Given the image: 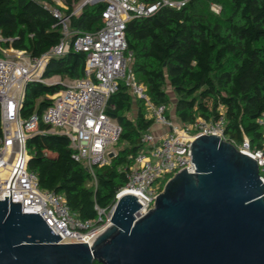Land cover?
<instances>
[{
    "label": "trees",
    "instance_id": "obj_1",
    "mask_svg": "<svg viewBox=\"0 0 264 264\" xmlns=\"http://www.w3.org/2000/svg\"><path fill=\"white\" fill-rule=\"evenodd\" d=\"M81 1L62 0L65 9H60L71 15ZM212 3L225 6L229 16L224 20L213 16L209 11ZM104 9L103 2L87 4L79 16H70L69 30H99ZM62 37L58 19L41 1L0 0V57L10 48L38 57ZM126 39L132 72L147 87L151 102L167 107V117L171 118L170 89L178 122L224 117L228 139L241 142L247 136L253 147H261L264 127L258 120L264 114V0H192L181 9L161 8L149 17L128 22ZM85 61L86 54L70 49L49 61L44 77L58 76L67 82L82 78ZM65 87L61 83L29 84L21 117L43 112L52 103L50 96ZM133 99L129 87L121 82L109 100L108 113L122 127L118 143L124 146L109 164L95 168L93 188L88 185L93 177L73 158L66 136L38 134L28 140L29 168L38 174L40 188L61 194L81 220L95 219L97 207L112 208L135 156L144 149L142 134L155 125L143 100L136 99L139 106L129 116Z\"/></svg>",
    "mask_w": 264,
    "mask_h": 264
},
{
    "label": "built area",
    "instance_id": "obj_2",
    "mask_svg": "<svg viewBox=\"0 0 264 264\" xmlns=\"http://www.w3.org/2000/svg\"><path fill=\"white\" fill-rule=\"evenodd\" d=\"M40 1V0H38ZM56 1V0H55ZM87 4L105 3L101 13L102 27L93 32L70 31L71 15L61 11L62 1L56 6L43 3L44 8L59 21L63 37L60 42L38 57L26 51L12 49L0 57V200L10 192L12 202H20L23 213H39L53 232L61 237L59 243H88L110 225L115 204L121 196L133 194L142 205L137 218L147 213L165 183L182 169L195 171L191 149L197 137L218 135L238 151L257 160L259 178L264 183V135L261 147H253L247 136L241 142L228 139L226 120L198 118L193 123H180L167 117L165 105H154L147 87L137 82L129 72L132 53L126 39L128 22L149 17L161 8L181 9L192 0H85ZM194 1V0H193ZM83 2V3H84ZM83 5V4H82ZM86 54L82 78L63 81L60 77L45 78L49 61L63 57L68 50ZM57 78V79H55ZM124 82L135 99L143 100L148 117L168 131L157 135L149 130L142 134L144 149L134 158L127 182L120 187L111 209H97L93 220H81L55 191L39 186L38 174L29 168L31 159L28 140L34 135L58 134L66 136L73 150V158L82 163L93 179L95 168L109 164L116 154L112 148L122 133L121 125L109 113V100ZM31 83L64 84L66 87L50 96L52 103L43 112H34L24 119L20 109ZM264 127V114L258 120Z\"/></svg>",
    "mask_w": 264,
    "mask_h": 264
},
{
    "label": "water",
    "instance_id": "obj_3",
    "mask_svg": "<svg viewBox=\"0 0 264 264\" xmlns=\"http://www.w3.org/2000/svg\"><path fill=\"white\" fill-rule=\"evenodd\" d=\"M87 3L84 2L83 6ZM193 173L170 178L147 213L115 204L94 242L59 243L39 213L0 200V264H264V183L257 160L218 135L189 147Z\"/></svg>",
    "mask_w": 264,
    "mask_h": 264
},
{
    "label": "rangeland",
    "instance_id": "obj_4",
    "mask_svg": "<svg viewBox=\"0 0 264 264\" xmlns=\"http://www.w3.org/2000/svg\"><path fill=\"white\" fill-rule=\"evenodd\" d=\"M40 1L43 2V3L50 4V5H52L53 3H54V4H57V3H56L57 0H56V1H55V0H40ZM61 1H62V0H61ZM84 1H85V0L81 1V2L76 6V8H75V15H76V16H79V15L81 14V12L83 11V7H84V6H83L82 4H83ZM99 3H100V2H99ZM62 4H63V2H62ZM85 6H86V5H85ZM61 8L65 9V5L63 4V7H61ZM209 11H210V13H211L213 16H215V17H217V18H220V19H222V20L226 19V18L229 16V14H230V12L227 10V8H225V6L223 7V5H222L221 3H220V4L212 3V4L210 5ZM11 50H12L11 48L5 50V51L3 52V55H4V54H7V53H10ZM129 72H130L131 74H133V76L135 77L136 81L139 82V81L137 80V78H136V75L132 72V70H131V68H130V64H129ZM55 79H57V78H55ZM140 83L143 84V82H140ZM168 90H169V92H170V95L173 96V97H172L171 104L169 105V112H170V114H171V111L174 109V102H175V99H174V94L171 92V90H170V89H168ZM138 106H139V102H138V100L133 99V109H132V112L129 113V116H131V117L134 116L135 111L137 110ZM147 116H148V115H147ZM170 116H171V115H170ZM172 118H176V117H173V116H172ZM123 146H124L123 144H119V143H118L117 145H115V146L112 148V151H113L115 154H118V152L120 151V149H122ZM109 162H111V160H110ZM88 185H89V187H91V188L95 187V186H96V180L93 179V181L90 182Z\"/></svg>",
    "mask_w": 264,
    "mask_h": 264
},
{
    "label": "crops",
    "instance_id": "obj_5",
    "mask_svg": "<svg viewBox=\"0 0 264 264\" xmlns=\"http://www.w3.org/2000/svg\"><path fill=\"white\" fill-rule=\"evenodd\" d=\"M170 115H171V118H172V116L176 117L174 109L171 111ZM172 119L176 120V118H172ZM152 131H154V133L157 134V135H162V134L166 133L168 131V129L164 125L155 124L152 127Z\"/></svg>",
    "mask_w": 264,
    "mask_h": 264
}]
</instances>
